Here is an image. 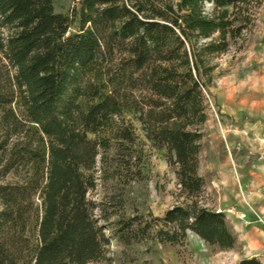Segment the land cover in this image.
<instances>
[{"label":"trees","instance_id":"trees-1","mask_svg":"<svg viewBox=\"0 0 264 264\" xmlns=\"http://www.w3.org/2000/svg\"><path fill=\"white\" fill-rule=\"evenodd\" d=\"M55 1L0 0V264H105L111 242L180 246L188 233L232 251L203 203L199 128L210 59L245 30L248 0H79L69 16ZM146 144L182 202L157 219L91 201L97 164L102 181H143Z\"/></svg>","mask_w":264,"mask_h":264},{"label":"rangeland","instance_id":"rangeland-1","mask_svg":"<svg viewBox=\"0 0 264 264\" xmlns=\"http://www.w3.org/2000/svg\"><path fill=\"white\" fill-rule=\"evenodd\" d=\"M78 1L57 0L54 12L69 16ZM237 9L245 30L238 39H227V50L210 59L211 83L203 91L207 121L199 128L202 139L198 157L203 203L224 216L232 236V221L245 226L247 216L252 222L264 218V0H248ZM234 11L228 10L229 14ZM205 12H211L209 5H205ZM144 155L143 181L126 187L112 180L102 181L97 164L98 181L89 199L104 203L121 197L125 200L124 215L157 219L180 204L174 170L166 164L164 153L146 144ZM107 252L105 264L239 262L235 246L232 251L220 252L191 233L180 246L153 243L124 249L111 242Z\"/></svg>","mask_w":264,"mask_h":264},{"label":"crops","instance_id":"crops-1","mask_svg":"<svg viewBox=\"0 0 264 264\" xmlns=\"http://www.w3.org/2000/svg\"><path fill=\"white\" fill-rule=\"evenodd\" d=\"M259 220L261 223L252 222L251 218L247 216V221L244 220L245 226L232 221L235 250L239 256L238 261L256 259L264 264V218H259Z\"/></svg>","mask_w":264,"mask_h":264},{"label":"built area","instance_id":"built-area-1","mask_svg":"<svg viewBox=\"0 0 264 264\" xmlns=\"http://www.w3.org/2000/svg\"><path fill=\"white\" fill-rule=\"evenodd\" d=\"M240 218H241V219H244V216H241ZM257 221H258L259 223H261L259 219H258ZM244 224L246 225L245 222H244Z\"/></svg>","mask_w":264,"mask_h":264}]
</instances>
